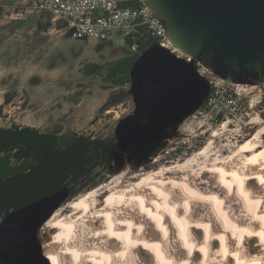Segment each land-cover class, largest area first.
Listing matches in <instances>:
<instances>
[{"label":"bare ground","instance_id":"1","mask_svg":"<svg viewBox=\"0 0 264 264\" xmlns=\"http://www.w3.org/2000/svg\"><path fill=\"white\" fill-rule=\"evenodd\" d=\"M253 122L229 150L214 130L189 158L124 170L60 206L44 224L60 231L43 244L50 264H264V121Z\"/></svg>","mask_w":264,"mask_h":264},{"label":"rangeland","instance_id":"2","mask_svg":"<svg viewBox=\"0 0 264 264\" xmlns=\"http://www.w3.org/2000/svg\"><path fill=\"white\" fill-rule=\"evenodd\" d=\"M14 1L0 0V4ZM49 19L47 13H38L22 20H0V24H5L0 26V126L26 125L42 132H75L108 140L113 149L100 169L103 181L99 186L124 170L140 172L160 157L165 159L164 165L189 158L209 143L214 130H221L223 135L216 139L215 148L229 150L231 144H241L258 130L253 122L257 117L264 121V71L246 72L242 80H230L233 88L244 92L241 106H201L153 144L117 153L119 127L139 108L132 85L114 91L105 79L107 68L131 53L124 33L116 30L107 39L77 40L65 21L60 20L51 28ZM91 64L103 65V72L87 74L85 68ZM112 96L123 97V102L107 106ZM218 112L221 119L216 117ZM226 121L229 127L225 130L222 125ZM232 206L236 213L245 214ZM59 234L56 227L43 226L40 238L47 246Z\"/></svg>","mask_w":264,"mask_h":264},{"label":"water","instance_id":"3","mask_svg":"<svg viewBox=\"0 0 264 264\" xmlns=\"http://www.w3.org/2000/svg\"><path fill=\"white\" fill-rule=\"evenodd\" d=\"M185 52L231 82L226 66L264 71V0H144ZM138 110L119 127L117 153L160 140L204 105L210 84L193 63L153 46L135 63ZM238 80V79H236ZM70 197L62 189L10 212L0 222V264H50L40 231Z\"/></svg>","mask_w":264,"mask_h":264},{"label":"trees","instance_id":"4","mask_svg":"<svg viewBox=\"0 0 264 264\" xmlns=\"http://www.w3.org/2000/svg\"><path fill=\"white\" fill-rule=\"evenodd\" d=\"M130 43L126 40L127 46ZM153 44V40L143 41L140 53H130L107 68L105 79L114 91L132 84L133 66ZM103 70L100 64L85 68L89 75ZM122 102L123 97L112 96L107 106ZM112 149L106 139L75 132H42L18 124L0 126V222L10 212L59 190L69 189L72 199L96 188L103 181L99 172Z\"/></svg>","mask_w":264,"mask_h":264},{"label":"built area","instance_id":"5","mask_svg":"<svg viewBox=\"0 0 264 264\" xmlns=\"http://www.w3.org/2000/svg\"><path fill=\"white\" fill-rule=\"evenodd\" d=\"M0 7V20L5 21L47 13L51 28L63 20L77 40L107 39L120 30L125 43L131 42L128 47L133 54L141 52L143 41L153 40L148 49L157 45L176 58L193 63L198 74L209 82L210 92L203 106H241L244 92L181 49L144 0H15ZM216 117L221 119V112Z\"/></svg>","mask_w":264,"mask_h":264},{"label":"flooded vegetation","instance_id":"6","mask_svg":"<svg viewBox=\"0 0 264 264\" xmlns=\"http://www.w3.org/2000/svg\"><path fill=\"white\" fill-rule=\"evenodd\" d=\"M248 72L247 70H232L230 67L226 66V74L232 78L238 79V80H242L244 78L245 73Z\"/></svg>","mask_w":264,"mask_h":264},{"label":"crops","instance_id":"7","mask_svg":"<svg viewBox=\"0 0 264 264\" xmlns=\"http://www.w3.org/2000/svg\"><path fill=\"white\" fill-rule=\"evenodd\" d=\"M2 25H5V24H0V26H2Z\"/></svg>","mask_w":264,"mask_h":264}]
</instances>
